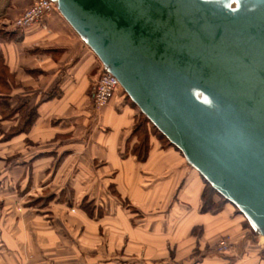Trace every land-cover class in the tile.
<instances>
[{
  "label": "crops",
  "instance_id": "crops-1",
  "mask_svg": "<svg viewBox=\"0 0 264 264\" xmlns=\"http://www.w3.org/2000/svg\"><path fill=\"white\" fill-rule=\"evenodd\" d=\"M35 1L0 0V14L17 19ZM20 33L21 43L0 36V57L17 79L12 98L4 104L9 108L37 106L39 114L29 135L20 132L22 120L18 115L3 119L0 114V264H23L22 227L29 229L30 245H44L45 234L49 239L46 245H118L119 229L125 227L126 245L149 248L152 258L146 264L165 262V245L173 249L169 264H185L193 251L205 253L209 247L214 252V242L229 237L236 246L222 255L229 256L228 260L205 258L197 264H264V243L249 237L231 205L217 213L200 212L204 183L180 153L155 141L145 163L124 155L137 112L118 96L105 109H95L93 86L102 72L101 63L58 11ZM16 130L12 138L5 139ZM112 184L120 199L111 194ZM66 186H75L72 195L65 190L62 195L56 192ZM101 186L112 202L110 215L123 217L126 222L121 225L117 218L107 221L96 211L89 216L80 208L79 214L72 216L83 226L85 237L82 233L77 240L80 230L73 232L65 221L71 218L66 207L73 198L80 203L84 199L94 201L103 208L99 204ZM82 187L86 188L84 193ZM44 194L55 196V202L61 197V204L54 206L53 200L49 210L36 211L33 203L46 198ZM117 201L139 212L133 214L125 208L119 214L112 212ZM22 207L24 216L16 212ZM23 217L30 222L23 225ZM56 219L60 226L53 231ZM38 222H50L52 228L49 231L46 225L38 229ZM42 230H46L44 235ZM102 230L107 236L104 243Z\"/></svg>",
  "mask_w": 264,
  "mask_h": 264
},
{
  "label": "water",
  "instance_id": "water-1",
  "mask_svg": "<svg viewBox=\"0 0 264 264\" xmlns=\"http://www.w3.org/2000/svg\"><path fill=\"white\" fill-rule=\"evenodd\" d=\"M138 110L264 238V0H50Z\"/></svg>",
  "mask_w": 264,
  "mask_h": 264
},
{
  "label": "rangeland",
  "instance_id": "rangeland-1",
  "mask_svg": "<svg viewBox=\"0 0 264 264\" xmlns=\"http://www.w3.org/2000/svg\"><path fill=\"white\" fill-rule=\"evenodd\" d=\"M7 19L14 20V19H10V18H4V16L1 17L0 18V31L4 32V33H9V34H16V35L19 34L17 39L21 40L22 37L20 38V34H21L20 32H22V31L8 32V30L3 27V24L6 23L5 21ZM21 42H22V40L20 41V43ZM101 67H102V64H101ZM10 70H11V68H10ZM11 72L14 73L12 70H11ZM102 72H103V67H102ZM15 80H16V84H17V79H15ZM122 93L120 92L117 96L120 98H123L124 101L126 102V104L129 107H132L127 102L126 98L124 96H122ZM6 101L7 100H4V103ZM24 105L25 104H19V105L15 106V108H9V106L6 105L7 106L6 109H8V111H11L13 109H19ZM36 107H33V108L26 107V109H24L21 113H19V112L16 113V115H18L22 120V128L19 129L20 132H22L23 129L25 128L24 127L26 124L25 122L30 119L27 116L30 115L32 110L35 109ZM105 108H103V109H105ZM38 109L39 108L37 107V114H39ZM132 109H134V108H132ZM135 111L137 112V115H138L139 110L136 109ZM14 117L15 116H13L12 118H14ZM12 118H9V119H12ZM6 119H8V118H6ZM36 121H37V119H36ZM36 121H35V123H36ZM32 128H33V126L31 127V129L28 132H26L27 135H29ZM148 130H151V128L149 127ZM16 133H18V130L15 131V134ZM74 188H75V186H66L63 189L58 187L56 192H58L59 195L60 194L62 195V191L65 190L67 192V195H72L74 193L73 191H75ZM99 188L101 191V200H100L101 202L99 204L103 206V208H101V210L104 214V219L107 221L116 220L117 215H110L109 210L111 208L112 202L107 200V198L105 196V193H107L105 187L101 186ZM84 191H86V188L82 187V193H84ZM111 194H112V192H111ZM44 195L45 196H43V197H46V198H40L33 203L34 205H36V208H34V209H36V211H38V212L44 211L43 209L49 210V203L52 202L54 200V197H55V196L53 197V195L52 196H46V194H44ZM56 196H58V195H56ZM97 199L99 200L100 198H97ZM72 201L73 202L69 203L70 206L66 207L67 209L70 210L69 215L71 216V218L65 219V221H67L73 227V228L71 227V230H73V232L80 230L79 236H75L77 238V240H79V238H81L82 233H83V235L85 234V231L83 230V226L80 223L75 222V218L72 215H74V213L79 214L80 211H78V210L81 208L82 203H80V199L74 201V199L72 198ZM61 202H62V199L60 197V200H58L56 202L54 200V203H52V204H54V206L55 205L57 206V204L58 203L61 204ZM116 204L117 205H116L114 210L112 209V212L118 211V214H119L120 210L127 208L124 205L125 204L124 202L122 203L123 206L118 201ZM96 205H98V204H96ZM230 207H232V206H230ZM31 210L32 209H29L28 211L30 212ZM232 210L234 211L235 215L241 220V222H242L241 227L244 228L245 232L249 235V237L254 241L256 240V241H261L262 243H264V238L258 237L254 233V231H252L250 229V226L248 225L247 221L241 215H239L236 212L235 208L232 207ZM34 211L32 210V212H34ZM105 211H106V215H105ZM16 212H20V213L23 212V216H24L25 208L24 207L17 208ZM117 219H119L118 222L121 225H122V223L126 222L125 221L126 219L123 217H120V218L118 217ZM27 221L30 222L29 219H27V218L25 219V217L22 218V224L23 225H25L27 223ZM55 221H56V223H54V225H53L54 226L53 231H58L59 230L58 227L60 226V223H59L58 219H56ZM50 222H52V221H50ZM50 222H49V224L38 222L36 224V227L38 229H44L45 226L48 225L49 231H50V229L52 228V225ZM73 222L76 225H74ZM121 225H120V227H121ZM22 228H23V230H22L23 236H22V242H21L22 245H20V246L22 248V252H21L22 258L21 259H22L23 264H35V263L47 264L48 261H49V264H146V262L152 258L151 252H148L149 248H145V250H146L145 251L143 249V245H126L128 232H127V229L125 227H122L119 229V237H118L119 243H118V245H107V243L104 245H78V244H76V245H64V244L63 245H46L47 241H49V239L47 240L46 236H45L46 230H42V234L43 235L45 234L44 236L43 235L42 236L46 240L44 245H30V244H28L29 243V240H28L29 229L28 228L26 229V227H22ZM104 233H105V230H104V232L102 230L101 234H102L103 243H104V240L105 241L107 240V236L105 238L106 234H104ZM65 236L67 238L68 237L71 238L70 235L65 234ZM39 237H41V236H39ZM84 237H85V235H84ZM109 237L110 236H108V239H109ZM225 238L231 242L232 250H233L236 245H234L232 243L231 238H229V237H225ZM222 239H224V238H222ZM222 239L214 242V244H215L214 252L212 250H210L209 247L207 249H205V253H202L199 250H195V251H193L194 254L191 255V258L188 259L185 264H193V263L197 264V263L201 262L202 260H204L205 258H213V259L219 258L220 260L221 259L228 260L229 256H222L223 254H220L217 250V245L219 244V242ZM171 247H172V245H165V249L167 252V259L165 262H160L161 264H169L172 261V259H171L172 257L170 258V256H169L170 251L173 250Z\"/></svg>",
  "mask_w": 264,
  "mask_h": 264
},
{
  "label": "trees",
  "instance_id": "trees-1",
  "mask_svg": "<svg viewBox=\"0 0 264 264\" xmlns=\"http://www.w3.org/2000/svg\"><path fill=\"white\" fill-rule=\"evenodd\" d=\"M1 17L2 15L0 14V18ZM0 36L5 41H17V37L19 36V34H9L0 31ZM15 79V74L11 72L4 59L0 57V114L2 115L3 119L12 118L16 115L17 112L21 113L27 107L26 105H24L19 109H13L11 111H8V109H6L7 106L4 104V100L12 98L13 90L17 87ZM120 92H123L122 96L126 98L127 102L132 106L131 108L138 110L136 105L130 100V98L124 93L121 88L117 91L115 96H117ZM37 116L38 114L36 107L32 110L30 115L27 116L30 119L25 122V128L22 131L23 134H26V132L31 129L37 119ZM149 127L151 128V130H148ZM14 135L15 131L7 135L6 139L9 140ZM155 141L160 142L165 147L173 148L182 155V153L175 146H173L168 141V139L164 137V135L160 133L158 129L139 111V114L135 119V129L125 141L123 147L124 155L126 157L135 158L139 163H145L148 160L153 147L155 146ZM198 175L204 183V190L201 197L202 205L200 209V212L202 214L217 213L221 211L225 205H231L233 208H235L236 212L245 219L242 213L235 206H233L229 201L222 197L199 173ZM109 188L112 194L120 199V195L116 190L115 185L112 184ZM87 201V199L83 200L81 209L84 210L89 216H93L95 211L98 213V215L103 214L101 208H98L94 201L90 203H87ZM124 203V205L127 207L126 209H128L131 213L135 214L139 212L137 208L131 206L126 202ZM196 231V228H194L193 234H195Z\"/></svg>",
  "mask_w": 264,
  "mask_h": 264
},
{
  "label": "built area",
  "instance_id": "built-area-1",
  "mask_svg": "<svg viewBox=\"0 0 264 264\" xmlns=\"http://www.w3.org/2000/svg\"><path fill=\"white\" fill-rule=\"evenodd\" d=\"M57 11L56 4L50 0H36L23 14L17 19H7L3 27L8 32L24 31L32 26L40 24L50 13ZM119 81L112 75L101 72L95 80L93 86V103L96 110L101 111L107 107L117 91L120 89ZM220 254H228L232 251V245L226 238L222 239L217 245Z\"/></svg>",
  "mask_w": 264,
  "mask_h": 264
}]
</instances>
